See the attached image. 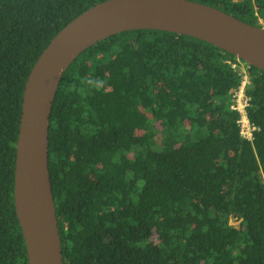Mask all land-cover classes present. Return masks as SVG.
I'll use <instances>...</instances> for the list:
<instances>
[{"label":"trees","instance_id":"trees-1","mask_svg":"<svg viewBox=\"0 0 264 264\" xmlns=\"http://www.w3.org/2000/svg\"><path fill=\"white\" fill-rule=\"evenodd\" d=\"M104 1L0 0V264H29L15 207L26 82ZM192 1L262 27L264 0ZM241 63L252 139L232 108ZM49 160L64 264H264V72L213 44L139 30L88 49L59 86Z\"/></svg>","mask_w":264,"mask_h":264},{"label":"water","instance_id":"water-1","mask_svg":"<svg viewBox=\"0 0 264 264\" xmlns=\"http://www.w3.org/2000/svg\"><path fill=\"white\" fill-rule=\"evenodd\" d=\"M158 30L219 47L264 72V27L192 0H107L86 10L51 41L26 82L15 171V207L29 264H64L50 173L51 117L73 63L128 31Z\"/></svg>","mask_w":264,"mask_h":264},{"label":"built area","instance_id":"built-area-1","mask_svg":"<svg viewBox=\"0 0 264 264\" xmlns=\"http://www.w3.org/2000/svg\"><path fill=\"white\" fill-rule=\"evenodd\" d=\"M233 67H237V65L235 64ZM241 71L244 75V80L240 88L234 94L235 103L232 108L241 114V119L239 120L241 134L248 139H252L256 127L250 122L247 112V108L250 106V98L246 94V88L250 83V74L248 73V67L244 63H241Z\"/></svg>","mask_w":264,"mask_h":264},{"label":"rangeland","instance_id":"rangeland-1","mask_svg":"<svg viewBox=\"0 0 264 264\" xmlns=\"http://www.w3.org/2000/svg\"><path fill=\"white\" fill-rule=\"evenodd\" d=\"M259 24L264 27V20L263 19H260L259 20ZM233 223L236 224V225H239V221L237 222L236 220H233Z\"/></svg>","mask_w":264,"mask_h":264}]
</instances>
